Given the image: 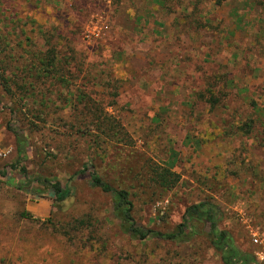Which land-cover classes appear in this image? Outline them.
<instances>
[{
	"label": "rangeland",
	"instance_id": "rangeland-1",
	"mask_svg": "<svg viewBox=\"0 0 264 264\" xmlns=\"http://www.w3.org/2000/svg\"><path fill=\"white\" fill-rule=\"evenodd\" d=\"M19 145L28 179L71 196L10 186L1 170ZM156 166L176 185L153 183ZM93 167L129 192L137 225L174 231L187 206L210 200L254 255L264 0H0V264H223L204 223L188 241L124 235Z\"/></svg>",
	"mask_w": 264,
	"mask_h": 264
},
{
	"label": "trees",
	"instance_id": "trees-1",
	"mask_svg": "<svg viewBox=\"0 0 264 264\" xmlns=\"http://www.w3.org/2000/svg\"><path fill=\"white\" fill-rule=\"evenodd\" d=\"M203 100L212 103V98ZM8 128L14 132L19 142L20 139L17 132L11 129L10 125ZM102 132H105V129L102 128ZM18 152L19 155L15 162L1 170L3 178L7 177V174H11V177L6 178L10 186L33 196H42L44 195V191L51 190L56 204L65 201L71 196L72 190L67 184L63 186L59 181L52 182L44 177L28 179L25 161H23L21 156L22 147L20 145ZM15 170H18V172ZM79 173L77 172L75 175ZM149 174L153 183L166 189L175 186L178 181V177L173 172L162 167H152ZM89 176L91 187L98 188L102 192L112 195L113 215L119 220L120 231L130 239L142 241L148 238H155L164 241H188L196 235L197 224L204 223L209 226L208 236L210 244L220 254L223 264H258L251 255L238 248L234 242V238L228 231L219 227L222 214L214 202L204 200L199 203L190 204L185 208L182 221L174 231L161 232L136 224L132 215L133 203L127 190L112 187L109 183L102 180L94 167Z\"/></svg>",
	"mask_w": 264,
	"mask_h": 264
},
{
	"label": "built area",
	"instance_id": "built-area-1",
	"mask_svg": "<svg viewBox=\"0 0 264 264\" xmlns=\"http://www.w3.org/2000/svg\"><path fill=\"white\" fill-rule=\"evenodd\" d=\"M251 242L259 249L255 251L253 258L258 264H264V238L257 228L250 230Z\"/></svg>",
	"mask_w": 264,
	"mask_h": 264
}]
</instances>
